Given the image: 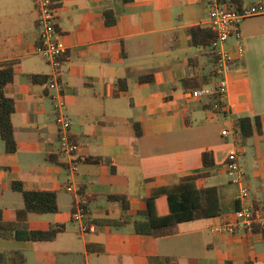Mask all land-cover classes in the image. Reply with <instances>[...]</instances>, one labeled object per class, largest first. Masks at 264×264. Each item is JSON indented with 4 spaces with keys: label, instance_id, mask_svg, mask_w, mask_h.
<instances>
[{
    "label": "crops",
    "instance_id": "0c3cea01",
    "mask_svg": "<svg viewBox=\"0 0 264 264\" xmlns=\"http://www.w3.org/2000/svg\"><path fill=\"white\" fill-rule=\"evenodd\" d=\"M52 2L58 7L55 27L67 46L62 93L71 135L79 144L78 173H70V158L59 153L55 91L48 87L52 66L35 51L41 32L36 1L0 0V62L17 65L6 88L16 101L15 153L6 151L0 135V209L9 232L0 238V252L12 257L10 264H20L22 257L23 264L31 259L35 264H163L162 257L177 264H264L263 233L211 230L231 220L241 205V185L224 167L233 150L239 153L250 201L264 206V15L241 24L245 55L231 64L226 108L217 112L207 107L211 97H192L194 88L186 89L183 81L216 80L212 49L194 45L189 28L206 26L210 9L224 5L221 0ZM233 38L229 44L235 51ZM32 75L48 80L34 82ZM149 76L154 81L140 80ZM121 79L126 81L120 85ZM245 116L262 120V133L248 140L237 126ZM207 151L215 160L207 185L219 192L221 214L183 222L170 236L138 234L133 221L146 197L202 171ZM14 182L26 190L56 192L59 212L19 217L25 201ZM71 182L88 200L87 233L73 219L78 198L68 190ZM111 195L126 196L128 208ZM61 225L51 241L14 237L16 230Z\"/></svg>",
    "mask_w": 264,
    "mask_h": 264
},
{
    "label": "trees",
    "instance_id": "16d2710c",
    "mask_svg": "<svg viewBox=\"0 0 264 264\" xmlns=\"http://www.w3.org/2000/svg\"><path fill=\"white\" fill-rule=\"evenodd\" d=\"M226 6L243 8L247 5V0H221ZM107 23L113 24L114 18L110 13H106ZM191 41L196 46L210 47L216 38V32L208 25H196L189 28ZM211 48V47H210ZM213 52V51H212ZM214 54V52H213ZM215 62L216 57L214 55ZM16 63L0 62V135L5 142L6 151L15 153L17 151V141L15 138V127L13 115L16 112V101L6 94L8 85L14 82L16 74ZM215 78V72H213ZM34 82H46L47 77L32 75ZM144 81H154L153 76L142 77ZM126 81L121 79L120 85ZM183 85L186 89L203 86L197 78L191 77L184 79ZM118 94V92H117ZM216 98L211 97L207 107L214 104ZM219 112L220 109H215ZM237 126L241 131L244 140H248L256 132L262 133V120L256 117H239ZM215 167L214 155L212 152L203 153V170L184 176L177 183L156 188L145 199V207L139 212L138 217L133 221L138 234L152 235L154 237H165L178 233L179 225L183 222L202 220L205 218L216 217L221 214L222 204L219 192L216 187L207 185L208 179L212 176V169ZM13 189L21 192L25 201V207L19 210L18 215L26 218L29 212L39 214L59 212L58 196L56 192L44 190H26L22 183H13ZM111 200L122 202L125 209L127 197L124 195H111ZM240 207V206H239ZM87 210V205L86 208ZM3 212L0 209V238L8 235V230L2 226ZM131 222L125 220V222ZM64 227L54 226L48 230L42 229H22L14 232V237L30 241H51ZM254 232H261L264 235V226L256 225ZM12 257L7 253L0 252V264H10ZM25 258L19 259L23 264ZM163 264H177L170 257L160 259ZM253 264V263H248Z\"/></svg>",
    "mask_w": 264,
    "mask_h": 264
},
{
    "label": "built area",
    "instance_id": "2783aa9c",
    "mask_svg": "<svg viewBox=\"0 0 264 264\" xmlns=\"http://www.w3.org/2000/svg\"><path fill=\"white\" fill-rule=\"evenodd\" d=\"M38 13L41 32L36 42L35 51L42 56L52 66V73L48 81V87L53 89V99L56 108V124L59 136V153L69 157L68 168L71 174L77 175L78 164L75 155L79 149V144L71 135V119L65 111V102L63 99V57L67 51V46L62 39L61 33L56 29L55 24L58 15V7L52 0H35ZM264 15V0H258L256 3L247 4L243 8L235 6L215 5L209 11V20L207 25L216 32V38L211 44V49L216 57L214 66L215 82L194 88L191 96L194 98L213 97L216 98L215 109L226 108L225 98L228 93L231 64L236 57L245 55V45L241 34V24L247 18ZM232 36L237 38L235 51L230 47L229 40ZM227 136L229 130L222 132ZM225 170L229 174H234V181L241 185L240 199L241 205L234 212L232 219L216 224L211 227L214 233L235 232L236 228H242L252 231L256 225L264 226V206L256 205L250 201V190L244 185L243 171L240 168L239 153L233 150L227 157L224 164ZM68 190L74 192L78 200L75 202L73 219L79 223L80 230L87 233L91 230L89 217L86 208L87 197L77 188L73 182L68 186Z\"/></svg>",
    "mask_w": 264,
    "mask_h": 264
},
{
    "label": "rangeland",
    "instance_id": "374dc122",
    "mask_svg": "<svg viewBox=\"0 0 264 264\" xmlns=\"http://www.w3.org/2000/svg\"><path fill=\"white\" fill-rule=\"evenodd\" d=\"M234 40V38H233V36L230 38V40H229V42H231V41H233ZM3 146V141H2V139H1V137H0V149H1V147ZM19 195V194H18ZM4 206H6V207H8V206H10V205H4ZM31 258V257H30ZM28 264H35L34 263V261L31 259L30 260V262L28 263Z\"/></svg>",
    "mask_w": 264,
    "mask_h": 264
}]
</instances>
